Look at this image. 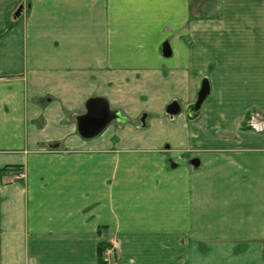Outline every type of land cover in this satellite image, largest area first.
I'll list each match as a JSON object with an SVG mask.
<instances>
[{
    "label": "crops",
    "instance_id": "obj_1",
    "mask_svg": "<svg viewBox=\"0 0 264 264\" xmlns=\"http://www.w3.org/2000/svg\"><path fill=\"white\" fill-rule=\"evenodd\" d=\"M94 97L126 120L83 139ZM108 247L264 264V0H0V264Z\"/></svg>",
    "mask_w": 264,
    "mask_h": 264
},
{
    "label": "water",
    "instance_id": "obj_2",
    "mask_svg": "<svg viewBox=\"0 0 264 264\" xmlns=\"http://www.w3.org/2000/svg\"><path fill=\"white\" fill-rule=\"evenodd\" d=\"M164 56L170 55V50L167 44L162 47ZM208 95V85L204 81L197 94L196 102L191 106V118L197 115L200 105ZM180 112V106L177 102L170 103L165 113L168 116H176ZM126 118L117 110H111L107 101L104 98L94 97L87 100L85 103V112L76 118L77 133L83 139H91L99 135L111 122L124 123ZM144 125L143 119H141ZM190 164L193 167L198 166L197 160H191Z\"/></svg>",
    "mask_w": 264,
    "mask_h": 264
},
{
    "label": "built area",
    "instance_id": "obj_3",
    "mask_svg": "<svg viewBox=\"0 0 264 264\" xmlns=\"http://www.w3.org/2000/svg\"><path fill=\"white\" fill-rule=\"evenodd\" d=\"M250 125L255 130H260L261 129V126H260L259 123L258 124H252V122H251ZM21 177H23V174L22 173H19L17 175V178H21ZM114 256H115V248H113V247L106 248L103 251V260H104V263L103 264H111L113 262L112 259L114 258Z\"/></svg>",
    "mask_w": 264,
    "mask_h": 264
},
{
    "label": "rangeland",
    "instance_id": "obj_4",
    "mask_svg": "<svg viewBox=\"0 0 264 264\" xmlns=\"http://www.w3.org/2000/svg\"><path fill=\"white\" fill-rule=\"evenodd\" d=\"M20 173H22V172H20ZM18 174H19V173H18ZM18 174H17V175H18ZM22 174H23V177H21L20 179H24V173H22ZM114 258H115V256H114Z\"/></svg>",
    "mask_w": 264,
    "mask_h": 264
}]
</instances>
